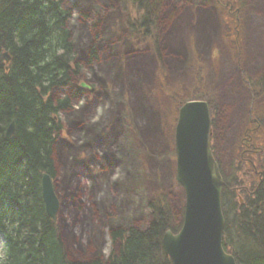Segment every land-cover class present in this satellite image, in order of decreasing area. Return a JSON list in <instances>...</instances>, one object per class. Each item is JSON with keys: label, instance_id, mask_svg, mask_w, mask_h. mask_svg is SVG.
I'll list each match as a JSON object with an SVG mask.
<instances>
[{"label": "rangeland", "instance_id": "rangeland-1", "mask_svg": "<svg viewBox=\"0 0 264 264\" xmlns=\"http://www.w3.org/2000/svg\"><path fill=\"white\" fill-rule=\"evenodd\" d=\"M62 7L81 68L53 91L71 101L53 145L55 221L70 261L106 259L109 233L144 228L160 195L181 223L174 129L185 102L211 105L222 178L250 185L264 151V86L254 85L264 74V0H156L150 36L149 20L145 33L130 29L143 18L126 0Z\"/></svg>", "mask_w": 264, "mask_h": 264}, {"label": "trees", "instance_id": "trees-1", "mask_svg": "<svg viewBox=\"0 0 264 264\" xmlns=\"http://www.w3.org/2000/svg\"><path fill=\"white\" fill-rule=\"evenodd\" d=\"M126 1L143 18L130 29L145 33L149 20L150 36L156 0ZM80 72L62 0H0V264H171L161 240L167 230L176 233L182 221L174 226L163 195L146 205L150 221L144 228L109 233L112 249L104 260L70 261L56 221L45 212L41 176L56 177L59 115L71 107L69 97L55 98L53 91L70 87ZM254 85L264 86V74ZM253 177L245 188L222 178V246L236 264H264V151Z\"/></svg>", "mask_w": 264, "mask_h": 264}, {"label": "water", "instance_id": "water-1", "mask_svg": "<svg viewBox=\"0 0 264 264\" xmlns=\"http://www.w3.org/2000/svg\"><path fill=\"white\" fill-rule=\"evenodd\" d=\"M5 63L9 56L3 54ZM81 87H85L81 84ZM211 112L203 101L180 106L174 129L175 181L184 193L182 224L167 230L161 244L171 264H236L222 246L224 216L221 208L223 180L210 148ZM14 123L6 130L13 135ZM41 195L47 216L55 220L59 201L51 178L41 176Z\"/></svg>", "mask_w": 264, "mask_h": 264}, {"label": "bare ground", "instance_id": "bare-ground-1", "mask_svg": "<svg viewBox=\"0 0 264 264\" xmlns=\"http://www.w3.org/2000/svg\"><path fill=\"white\" fill-rule=\"evenodd\" d=\"M9 127V126H8ZM8 127L6 128V130L8 129ZM5 134H6V131H5ZM5 138H6V136H5ZM10 138V137H9ZM9 138H7V139H9ZM43 205H44V203H43ZM45 209V208H44Z\"/></svg>", "mask_w": 264, "mask_h": 264}, {"label": "clouds", "instance_id": "clouds-1", "mask_svg": "<svg viewBox=\"0 0 264 264\" xmlns=\"http://www.w3.org/2000/svg\"><path fill=\"white\" fill-rule=\"evenodd\" d=\"M3 253V249L2 248H0V254H2Z\"/></svg>", "mask_w": 264, "mask_h": 264}]
</instances>
